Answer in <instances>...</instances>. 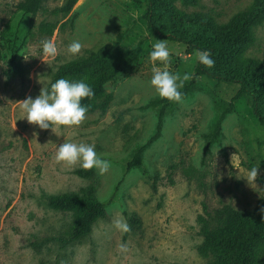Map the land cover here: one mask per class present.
I'll use <instances>...</instances> for the list:
<instances>
[{"label":"rangeland","instance_id":"374dc122","mask_svg":"<svg viewBox=\"0 0 264 264\" xmlns=\"http://www.w3.org/2000/svg\"><path fill=\"white\" fill-rule=\"evenodd\" d=\"M19 1L0 0V264H206L211 257L199 254V216L223 205L249 211L264 198V125L243 95L214 130L237 84L197 76L182 102L166 108L142 166L126 170L134 149L155 130L157 106L149 102L160 96L150 84L153 71L168 70L183 84L201 52L187 54L184 43L166 40L169 62H153L149 53L158 39L148 32L144 0H76L67 12L53 11L66 0H42L34 14L17 12ZM174 3L224 23L253 0ZM41 23L53 28L41 29ZM253 34L243 55L264 64V21ZM42 40L56 44L54 58L42 53ZM73 41L82 45L75 57L68 51ZM102 47L111 58L131 52L132 64L105 84L113 97L104 111L86 113L79 126L52 129L20 118L22 100L47 87L60 64ZM69 140L94 144L110 162L108 170L92 168L82 177L74 173L79 164L57 162V146ZM256 166L258 176L249 183ZM88 186L104 203V214L88 236L63 245L74 214L52 209L43 196ZM132 214L139 223L129 222ZM119 218L129 231L114 226ZM257 264H264V256Z\"/></svg>","mask_w":264,"mask_h":264},{"label":"trees","instance_id":"16d2710c","mask_svg":"<svg viewBox=\"0 0 264 264\" xmlns=\"http://www.w3.org/2000/svg\"><path fill=\"white\" fill-rule=\"evenodd\" d=\"M76 0L66 2L54 8V12H67ZM146 20L150 35L157 39H166L184 43L185 52L192 53L208 50L215 61L209 68L199 59L193 74L185 81L180 91L185 96L194 85L199 75H205L216 81L237 84V89L215 125L220 123L225 114L233 107V101L244 96L252 108L253 115L264 125V64L250 57H244L245 50L253 43L255 26L264 21V0L253 3L227 22L217 23L209 17L187 13L175 5L176 0H144ZM186 5H197L198 0H178ZM42 8V0H21L16 11L22 14H34ZM40 28L48 30L53 24L41 23ZM131 52H120L115 58L109 56V50H87L85 54L60 64L54 72L53 81L64 77L71 80L84 79L94 91L91 98L82 99L88 111H104L113 94L106 91L105 84L118 75L127 74L131 68ZM173 101L166 98L152 99L149 104L157 106V122L153 135L137 146L131 158L125 163L126 170L142 166V154L159 135L166 108ZM215 135V131L213 132ZM74 173L88 177L92 169L78 168ZM157 174L154 175V178ZM155 181L152 182V186ZM44 201L54 210L72 212L74 220L62 244L81 240L91 232L92 223L104 214V203L98 200L92 186L83 188L78 193L44 194ZM132 224L139 223V218L132 214L128 218ZM202 242L199 254L211 257L206 264H257L264 256V198L251 210L239 211L229 205L215 208L199 216Z\"/></svg>","mask_w":264,"mask_h":264},{"label":"clouds","instance_id":"9594fccd","mask_svg":"<svg viewBox=\"0 0 264 264\" xmlns=\"http://www.w3.org/2000/svg\"><path fill=\"white\" fill-rule=\"evenodd\" d=\"M41 45L43 54L52 58L57 55V46L53 41L42 40ZM81 47L79 41H73L68 46V51L75 57L80 53ZM149 56L153 62L159 61L167 64L170 51L166 39H158L153 44ZM199 61L209 68L215 64L208 50L201 52ZM183 79L187 80L189 77L185 75ZM179 80L178 75L168 70H154L150 84L160 97L180 103L183 100V93L180 91L183 85L178 83ZM93 95V88L84 79L71 80L61 77L54 81L50 80L48 86L41 88L35 98L26 97L22 100L19 108L23 115L20 118H25L40 129H52L53 125L79 126L85 120V114L88 111L87 105L82 104L81 101ZM55 159L69 166L79 164L84 169L96 168L100 173L106 172L110 167V162L97 154L95 145L85 142L69 140L59 144ZM257 169L258 166L250 169L246 177L249 183L257 178ZM114 226L123 232L130 230L123 218L116 219ZM125 247L124 244L120 245L121 250Z\"/></svg>","mask_w":264,"mask_h":264}]
</instances>
